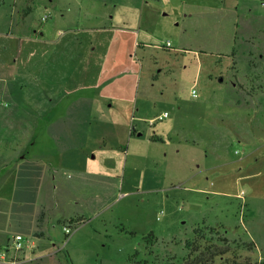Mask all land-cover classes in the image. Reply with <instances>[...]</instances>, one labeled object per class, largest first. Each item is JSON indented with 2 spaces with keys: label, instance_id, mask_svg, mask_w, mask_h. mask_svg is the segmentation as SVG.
<instances>
[{
  "label": "rangeland",
  "instance_id": "374dc122",
  "mask_svg": "<svg viewBox=\"0 0 264 264\" xmlns=\"http://www.w3.org/2000/svg\"><path fill=\"white\" fill-rule=\"evenodd\" d=\"M113 2L151 9L117 48L110 2L0 0V256L179 264L203 224L215 264L264 263V0Z\"/></svg>",
  "mask_w": 264,
  "mask_h": 264
},
{
  "label": "crops",
  "instance_id": "0c3cea01",
  "mask_svg": "<svg viewBox=\"0 0 264 264\" xmlns=\"http://www.w3.org/2000/svg\"><path fill=\"white\" fill-rule=\"evenodd\" d=\"M88 1L89 3H92V4L93 2L97 1L98 3H100V5L104 6L105 9L107 8V5L109 2L110 4H112L111 9L109 10V12H107L109 14L103 17L101 19V22L99 23V25H103V26L97 28V31L106 32L105 37L108 38L107 43L110 48H117V47L122 46L121 44H122L123 34H128V33L132 34L137 29L138 31L137 37H138L139 32L141 31L142 27H145V28L149 27V23L146 22V19L149 16L151 9L148 6H146L147 2L143 4L142 3L133 4V3H118V2L114 3L113 0H88ZM80 6L84 7V4H80ZM137 41L138 39L134 43L136 44ZM139 46L144 47L145 45L139 44ZM61 89L64 90V94L69 96L74 92L76 88L71 89V88L66 87V89L64 88H61ZM64 94H61V95H64ZM55 122L57 123L50 124V126H52V131L54 128L59 126L57 124L61 122H65V121H63V118H58L55 120ZM132 130L134 129L132 128ZM247 145H249L248 147L252 151V153H254V155H257L258 157V158H255L254 162L255 163L263 162L264 146L263 145L259 146V145H256V143H250V142H248ZM54 178L55 176H53V180ZM53 188L57 189V186H54ZM236 198L242 199L243 196L240 193L236 195ZM259 202H264V195L254 194L248 201L242 202L244 204L245 209L254 207L255 211L257 212L255 213V211L252 212L251 210L248 209L249 216L250 215L253 217L257 216V214L259 213V208L263 207V205H261L262 203H259Z\"/></svg>",
  "mask_w": 264,
  "mask_h": 264
},
{
  "label": "trees",
  "instance_id": "16d2710c",
  "mask_svg": "<svg viewBox=\"0 0 264 264\" xmlns=\"http://www.w3.org/2000/svg\"><path fill=\"white\" fill-rule=\"evenodd\" d=\"M151 141L156 142L159 139L152 138ZM70 223L74 221L71 220ZM220 229L223 228L220 227ZM148 236L154 238L152 234ZM155 241L156 239H153L152 242ZM184 248L187 254L179 264H215L216 259H221L230 252L226 239L218 237V231L215 228L203 224L192 230L191 237L184 241Z\"/></svg>",
  "mask_w": 264,
  "mask_h": 264
},
{
  "label": "built area",
  "instance_id": "2783aa9c",
  "mask_svg": "<svg viewBox=\"0 0 264 264\" xmlns=\"http://www.w3.org/2000/svg\"><path fill=\"white\" fill-rule=\"evenodd\" d=\"M49 17H50L49 13H45L41 17V22L42 23L46 22ZM169 46H170V44H169V42H167L166 47H169ZM192 96L196 97V93L194 90L192 91ZM166 115L167 114H165V116ZM64 232L66 235L71 233L69 227H64ZM9 246H10L11 250L14 251V253L11 255H7V254H9V250H8ZM24 247L33 249L34 244L32 243V244L28 245L27 241L24 239V237L19 235V234L12 237L9 240V243H8V246H7L5 253H2L0 256V264H17L20 261V259L18 258L19 253H21L23 251Z\"/></svg>",
  "mask_w": 264,
  "mask_h": 264
}]
</instances>
